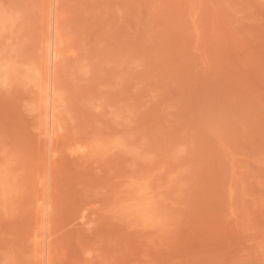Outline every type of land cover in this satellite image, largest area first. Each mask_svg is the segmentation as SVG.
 I'll use <instances>...</instances> for the list:
<instances>
[{"label": "rangeland", "instance_id": "1", "mask_svg": "<svg viewBox=\"0 0 264 264\" xmlns=\"http://www.w3.org/2000/svg\"><path fill=\"white\" fill-rule=\"evenodd\" d=\"M0 264H264V0H0Z\"/></svg>", "mask_w": 264, "mask_h": 264}, {"label": "bare ground", "instance_id": "2", "mask_svg": "<svg viewBox=\"0 0 264 264\" xmlns=\"http://www.w3.org/2000/svg\"><path fill=\"white\" fill-rule=\"evenodd\" d=\"M49 48V47H48ZM54 56H55V53H54ZM56 59V58H55ZM48 97V96H47Z\"/></svg>", "mask_w": 264, "mask_h": 264}]
</instances>
